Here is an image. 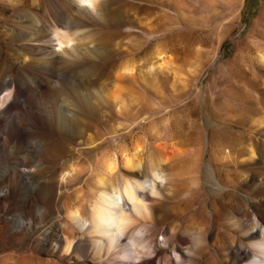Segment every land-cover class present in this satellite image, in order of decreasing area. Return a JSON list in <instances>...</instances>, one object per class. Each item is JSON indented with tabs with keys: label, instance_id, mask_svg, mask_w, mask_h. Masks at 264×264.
Here are the masks:
<instances>
[{
	"label": "bare ground",
	"instance_id": "6f19581e",
	"mask_svg": "<svg viewBox=\"0 0 264 264\" xmlns=\"http://www.w3.org/2000/svg\"><path fill=\"white\" fill-rule=\"evenodd\" d=\"M115 1H118L116 6L113 5ZM122 3L123 0H13L11 19L0 12L1 156L17 154L24 147V156L36 157L41 143L31 134L36 129L47 128L60 142L54 143L49 156L58 157L68 152L69 158H73L75 152L68 150L67 142L76 140L80 149L92 142V116L105 111L107 94L119 108L126 107L121 90L123 83H120L123 77H134L144 85H150L158 74L176 69L178 50L167 44L153 45L139 58L116 63L109 48L112 35L124 28L129 31L135 28L120 10ZM260 17L264 22V7ZM257 31L264 34L263 30ZM153 33L146 34L151 37ZM52 39L58 42L61 52L53 48ZM70 41L75 43L70 44L69 50L62 47ZM262 66L264 47L256 50L248 65L253 84L243 91L260 104L261 98L251 88L262 80L258 74ZM108 72L113 76L112 87L106 91L94 89L93 81ZM242 98L243 95L238 97ZM231 108L232 112L255 110L249 128L264 138V105L253 107L244 98ZM217 145L218 153L227 147L223 143ZM23 157H15L14 176L27 179L30 170L25 168L27 164ZM105 157L94 171L92 169L93 180L87 197H76L50 212L49 228L42 230L36 238L41 247L61 250L68 258L88 256L97 264H176L173 252L181 255L182 264H264L263 205L260 211H255L259 228L255 223L243 220L241 216L248 215L243 210L235 220L233 236L229 240H221L220 232L215 233L213 241L205 240L201 234L206 232L209 237L214 230L209 226L192 234L191 224L183 222L187 209L195 211L198 206L193 207L194 201L174 199L173 187L166 179L163 157L145 155L139 144L132 145L131 151L118 148L117 157ZM239 159L253 166L264 164V140L261 144L251 140ZM74 171L70 163L61 185L74 175ZM221 172L211 163L198 168L195 170L196 188L191 192L192 200L197 196L202 198L201 207L210 206L209 215L214 218H220L227 207L234 210L236 206L216 197L231 182L229 173ZM249 177L252 179V175ZM163 179L165 183H162ZM35 191L30 190L24 203L35 199ZM12 192L14 189L6 185L0 196ZM48 193L57 196L52 190ZM250 197H247L249 201ZM62 210L63 215L60 214ZM38 211L42 215L47 208L42 205ZM31 221L30 218L20 219L16 226L24 225L28 229ZM157 234L162 236L161 241ZM201 241L209 255L207 261L201 257L203 247H197ZM185 248L191 255L184 251ZM224 250L229 255V262L222 260L224 256L220 257Z\"/></svg>",
	"mask_w": 264,
	"mask_h": 264
},
{
	"label": "rangeland",
	"instance_id": "374dc122",
	"mask_svg": "<svg viewBox=\"0 0 264 264\" xmlns=\"http://www.w3.org/2000/svg\"><path fill=\"white\" fill-rule=\"evenodd\" d=\"M134 3H137L134 8L129 5ZM117 4L118 1L113 2L114 6ZM263 7L264 0H123L120 10L135 28L132 31L124 28L112 35L109 48L116 63L139 58L153 45L167 44L178 50L176 69L158 74L150 85L134 77H123L120 83H123L121 90L126 109L119 108L107 94L105 111L92 116L91 145L80 149L76 140L67 142L68 150L75 152L73 158H69L68 152L58 157L49 156L54 143L60 142L47 128L36 129L31 134L41 143L36 157L24 156L22 146L17 154L0 155V192L6 185L14 189L10 196H0V264H97L88 256L68 258L61 250L41 247L36 238L49 228L50 212L76 197H87L93 180L92 169H96L101 158L117 157L118 148L131 151L136 144L145 155L165 159L166 179L173 187L174 199L194 201L193 207L198 206L195 211L187 209L186 217L182 218L184 223L191 224L192 234L210 226L214 233L208 237L203 232V239L213 241L215 233L220 232L221 240H229L235 220L243 210L248 213L241 216L243 220L259 228L255 211L264 206V164L253 166L240 160L239 155L251 140L261 144L264 138L249 128L255 110L232 112L231 107L244 98L253 107L264 105V66L258 71L262 80L251 88L256 92L252 93L261 98V104L243 92L253 84L248 65L256 50L264 47V34L257 31H264L260 17ZM12 8L13 0H0V12L8 19L12 18ZM150 31L154 32L151 37L146 34ZM51 41L53 48L61 52L58 42ZM72 42L62 47L69 50ZM110 75L108 72L94 80V89H110L113 81ZM243 75L247 78L246 86ZM241 95L243 98L238 99ZM218 143L227 145L225 152H217ZM81 150L84 154H79ZM15 157L25 158V168L31 174L27 179L14 176ZM70 163L76 171L61 185ZM209 163L221 173L227 171L231 180L216 197L236 206L234 210L227 207L220 218L209 215L208 204L201 207L202 198H191L196 188L195 170ZM30 188L36 190L35 199L24 203ZM49 190L59 198L49 195ZM249 196H252L251 201L247 199ZM42 205L47 211L41 215L38 210ZM60 214L63 215V210ZM29 218L32 223L28 229L24 225L16 226L20 219ZM58 233L61 235L59 229ZM156 236L162 240L160 234ZM201 242L197 247H203L201 257L207 261L209 255ZM225 251L220 257L224 256L222 260L229 262Z\"/></svg>",
	"mask_w": 264,
	"mask_h": 264
},
{
	"label": "clouds",
	"instance_id": "9594fccd",
	"mask_svg": "<svg viewBox=\"0 0 264 264\" xmlns=\"http://www.w3.org/2000/svg\"><path fill=\"white\" fill-rule=\"evenodd\" d=\"M184 251L187 254L191 255V253L188 252V249L187 248H185ZM172 255H173L174 259H175L176 264H182V258H181V255L180 254H178L177 252H173Z\"/></svg>",
	"mask_w": 264,
	"mask_h": 264
}]
</instances>
